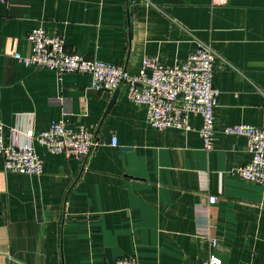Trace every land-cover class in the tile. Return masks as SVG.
<instances>
[{
  "label": "crops",
  "instance_id": "1",
  "mask_svg": "<svg viewBox=\"0 0 264 264\" xmlns=\"http://www.w3.org/2000/svg\"><path fill=\"white\" fill-rule=\"evenodd\" d=\"M39 27L69 52L132 73L145 57L174 66L210 45L220 91L213 149L198 116L190 131H159L125 87L93 96L87 75L20 63L14 55L31 54L27 35ZM0 120L7 142L65 120L102 143L88 161L35 145L40 176L6 174L0 157V264H202L212 255L264 264V184L231 175L252 155L245 137L224 132L264 127V0L0 2Z\"/></svg>",
  "mask_w": 264,
  "mask_h": 264
},
{
  "label": "built area",
  "instance_id": "2",
  "mask_svg": "<svg viewBox=\"0 0 264 264\" xmlns=\"http://www.w3.org/2000/svg\"><path fill=\"white\" fill-rule=\"evenodd\" d=\"M27 40L32 47L31 54L28 57L18 53L14 55L26 67L48 70L59 76L87 75L91 79V89L108 94H115L125 87L132 102L146 107L149 125L159 131H190L191 117L198 116L202 120L199 133L204 148L208 151L213 149L215 109L220 91L214 84L217 54L210 45L198 43L196 50L186 60L174 66L163 65L156 57H145L139 71L132 73L127 65L110 64L69 52L62 37L51 36L43 27L30 31ZM224 132L245 137L252 155L251 162L237 167L231 175L264 184V127L239 124L227 127ZM23 135L25 141L7 142L5 125L0 120V157L6 174L42 175L44 165L35 145L53 154H64L84 161H88L102 146L96 131L85 127L75 130L65 120L53 121L38 133L30 131ZM111 145L118 147L117 137L112 138ZM209 203L216 204L217 198L211 196ZM215 244V239H211V245ZM116 264L140 263L136 257H124L118 259ZM202 264L223 262L212 255Z\"/></svg>",
  "mask_w": 264,
  "mask_h": 264
},
{
  "label": "water",
  "instance_id": "3",
  "mask_svg": "<svg viewBox=\"0 0 264 264\" xmlns=\"http://www.w3.org/2000/svg\"><path fill=\"white\" fill-rule=\"evenodd\" d=\"M99 91H97V90H94V89H92V91L90 92V94L91 95H93V96H96V95H99ZM117 95V93L115 94V96ZM116 98V97H115Z\"/></svg>",
  "mask_w": 264,
  "mask_h": 264
}]
</instances>
